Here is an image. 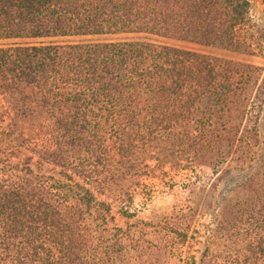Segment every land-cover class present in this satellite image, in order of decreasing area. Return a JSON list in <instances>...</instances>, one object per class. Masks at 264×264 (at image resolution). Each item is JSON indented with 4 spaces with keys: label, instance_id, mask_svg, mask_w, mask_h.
<instances>
[{
    "label": "trees",
    "instance_id": "16d2710c",
    "mask_svg": "<svg viewBox=\"0 0 264 264\" xmlns=\"http://www.w3.org/2000/svg\"><path fill=\"white\" fill-rule=\"evenodd\" d=\"M193 47L258 57L250 0H0V264H264V68Z\"/></svg>",
    "mask_w": 264,
    "mask_h": 264
},
{
    "label": "rangeland",
    "instance_id": "374dc122",
    "mask_svg": "<svg viewBox=\"0 0 264 264\" xmlns=\"http://www.w3.org/2000/svg\"><path fill=\"white\" fill-rule=\"evenodd\" d=\"M251 2V16L256 22L258 31L264 35V0H250ZM133 38V37H132ZM148 41L162 42V40L143 37ZM116 40L118 38H101L100 40ZM188 47V46H187ZM191 48V46H190ZM205 54L217 56L225 59L251 63L253 65L264 68V50L258 57H247L243 55L233 54L220 49H208L193 47ZM149 181H147L148 183ZM159 180H151L146 189L144 197H137L134 205V210L130 213L133 214L131 219H126L118 214L117 224L121 228H126L128 225H137L143 227L144 234L149 243L157 242V231L163 225L174 223L173 216H177L180 209L183 208V201L188 198V195L182 193L180 186L169 187ZM172 218V219H171ZM168 221V222H167ZM201 221L196 220L189 234L187 243L184 245V250L190 255L197 258L203 250V242L206 237L204 228L199 227ZM185 252V253H186Z\"/></svg>",
    "mask_w": 264,
    "mask_h": 264
}]
</instances>
